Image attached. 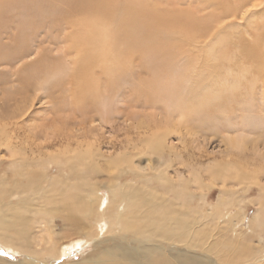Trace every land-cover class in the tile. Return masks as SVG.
Instances as JSON below:
<instances>
[{"label": "rangeland", "instance_id": "rangeland-1", "mask_svg": "<svg viewBox=\"0 0 264 264\" xmlns=\"http://www.w3.org/2000/svg\"><path fill=\"white\" fill-rule=\"evenodd\" d=\"M14 2L13 12L8 10L12 23L0 22V198L3 197L6 221L13 220L16 208L23 201H28V210L22 208L19 222L7 234L0 231V235L11 239L15 232H21L22 237L28 239L30 251L41 257L39 253L52 245L49 235L57 240L56 244L71 247L68 244L96 232L91 228L93 220L84 218L77 210L67 211L65 205L81 197H86L81 199L84 201L91 190H100L99 206L104 202L106 205L101 206L104 209L114 200L113 191L107 187L113 186L114 191L119 188L129 191L140 204L139 210L131 207L124 214V220L141 224L139 218L144 221L151 218L169 238V243L163 244L165 247L177 245L180 247L175 249L188 250L187 243L202 245L211 251L209 259L216 260L215 264H225L231 255L226 253L227 247L223 252V245L229 243L242 248L248 242L255 248V264H264L257 244L261 242L264 246V238L257 239L260 234L264 236V89L262 83L247 85L258 77L256 68L252 67L255 63L246 64L241 71L239 66L233 65V58L222 63L216 52V60L203 55L195 62L193 59L174 62L173 72L191 78L177 89L183 95L181 104L188 100L189 88L200 75L204 60L218 67L217 87L225 94L240 87L236 102L227 103L226 108L207 118L196 116L193 108L184 107L182 113L177 112L179 103L167 102V98L152 104L144 95L136 93L137 85L149 82L156 72L161 78L168 77L171 60L153 57L143 68L133 69L120 81V90L106 98L109 105L104 112H78L74 103L76 94L70 85L53 82L55 78L44 69L54 66L51 57H62L65 59H62L63 67L73 68V57H66L63 38L66 28L58 21L65 16L68 7L57 0ZM261 10V7L253 8L244 19L227 21V25L232 26L228 29L226 26V40L239 41L238 50L250 54L264 51L261 43L264 41V11ZM210 12L211 9H207L204 14ZM32 22L41 26H31ZM22 44L27 45L20 49ZM255 47H259L257 51ZM24 79L27 82L24 83ZM100 84L102 94L108 96L105 79ZM158 139L161 140L155 142ZM239 139L242 145L238 148L232 141ZM21 184L29 185L30 190L14 194L18 192L16 186ZM124 198L126 208L131 204ZM174 210H178L177 216L172 215ZM257 216L263 220L254 223L252 235L249 228ZM101 225L103 232L110 227L105 222ZM111 230L108 234L100 233L98 239L91 234L92 240L87 244L75 246L65 256L46 262L74 264L99 257L105 249L137 244L130 242L134 239L130 233L116 227ZM195 233L203 236H198L197 244ZM251 236L254 241L249 239ZM174 238L179 243L172 242ZM138 241L148 245L153 239L145 235ZM218 241L224 242L218 244ZM194 248L191 254L206 252ZM25 255V261H34L32 255L16 253L0 240L1 259L16 264ZM236 262L252 264L242 258Z\"/></svg>", "mask_w": 264, "mask_h": 264}, {"label": "bare ground", "instance_id": "bare-ground-1", "mask_svg": "<svg viewBox=\"0 0 264 264\" xmlns=\"http://www.w3.org/2000/svg\"><path fill=\"white\" fill-rule=\"evenodd\" d=\"M51 1L53 0H50V2ZM57 1L66 5L65 7H68L67 13L65 12L64 14L65 16L58 17L60 19L58 21H62V28H66V33L65 31L61 33H65L63 38L67 50L66 57H73L71 63L73 68H68V66L67 68L66 66L63 67L65 61L62 59L64 58L51 57L54 66H51L52 68L47 70L44 67V69L45 71H49L51 77L55 78L53 82L60 81L70 85L71 89L76 94L74 103L76 111L78 112H89L94 110V112L98 113L107 108L109 100L106 98H109V95L115 94L120 90V81L128 76L133 69L135 70L138 67L143 68V65H145L146 62H150L152 57L172 61H170L172 67H170L168 73L166 72L168 77L164 79L163 77H159L160 74L157 75V72V77L152 73L153 78L139 87L137 85L135 91L139 95H144L148 102L152 104L157 103L159 100H165L166 98L167 102L173 101L176 105L179 103V106H176L177 112L181 111L182 113L184 107H187L188 109L193 108L195 109L194 112L196 116H199V118L201 116H206L207 118V116L215 115V113L222 108H226L227 103L236 102L238 99L236 96L237 94H240V87L236 90H232L229 95L225 94L224 90L218 88V81L220 79V74L218 73L219 69L218 67L208 64V62L204 60L200 66V75L194 78L193 86L189 88L188 95L186 96L188 100L183 101V104H181L183 95H180L181 92L178 93L177 89L183 85L186 80L190 81L191 78L190 76L187 78L186 75L182 73H175L172 71L174 68V62L178 59H185L187 62H190L193 59L195 62L200 56L205 55L209 59L213 58L216 60L214 57L217 56V53L220 60H222V63L223 61L225 62L230 58H233V65L239 66L238 68L240 70L242 68L243 71L245 70L243 68L246 64L251 66L255 63L252 67L256 68L255 73L258 77L250 80L247 85L253 86L262 83V88L264 89V63H262L264 60L262 52L264 51L260 50L259 53L256 52L255 54H250L247 53V51L238 50L239 47L237 45H240L241 43L236 39L233 40L227 38L226 40L225 35L226 26L227 29L232 26L230 24L227 25L229 19H244L247 13L253 8L261 7L264 11V0H231L229 3H226L227 1L225 0ZM57 4L58 3L55 5ZM14 5V0H0V22L7 25L12 23V15L11 17L8 16V10L10 9L12 11L11 8H14ZM207 9H211V12L210 14L205 15L204 13ZM33 25L37 28L41 26H38L35 22H32L31 26ZM13 26L14 25H12V27ZM53 27L54 26L52 25L51 28ZM59 30L60 29H58V32ZM207 40L210 41L207 43ZM261 43L264 45V41ZM26 45L27 44L19 45V48L23 49ZM205 46L208 48L207 51H205ZM258 48L259 47H255L254 49L257 51ZM233 55H236V57ZM47 56L48 55L45 54L44 58L46 59ZM40 64L41 63H39V65ZM150 70H152V68ZM176 75L179 76L175 77ZM102 79H105L106 81L105 85L106 88H108L106 89V93L108 96L102 94L100 84ZM23 81L25 83L27 82V79H24ZM212 85L214 89L212 88ZM235 91H237V93L234 94ZM159 140L161 139L155 140V142H159ZM232 144L236 147L241 146L242 140H234L232 141ZM154 148L155 150L158 149L157 144ZM107 187L113 191L114 200L109 202L108 206L105 207V211V208H101L102 205H106L103 204L104 202L99 206L101 203V197L98 196L100 190H91V194L87 198L88 200L86 199L82 201L81 199H85L86 197H81L80 199H75L74 203L67 204L64 207L67 211L70 210L71 212L77 210L84 218L93 220V226L91 228L92 230H95L96 235L90 233L89 236L85 238L86 240L82 239L75 241V243L72 242L71 244H68V246L71 247H62L61 244H56L55 242L57 240L49 235L52 248H47L43 253H39L42 257L34 255L35 253L30 251L28 239L22 237L21 232H15L14 237L11 239L8 238V235H0L2 244L7 248H11V250L16 253L29 254L34 258V261H25L27 258L25 255L26 257L24 256V258L16 264H35V262H39L37 264H49L47 262L51 259L65 256L71 248H74L75 246L82 247L83 243V245H85L87 244V241L90 242L92 240L91 234L98 239L100 233L108 234L111 228L112 230L110 232L116 227L117 229L119 228L124 230V232L130 233V237L134 238L130 239V242L132 241V243L137 244H130L131 247L129 248L125 246H115L113 249H105L101 252L99 257L95 256L90 259H83L74 264H215V259V261L209 259V253L211 254V251H207L208 249L203 248L202 245L195 246L187 243L185 244L187 245L185 247H187V249L190 248L188 250L175 249L180 247L177 245H175V248H169L170 246L165 247L163 244H168L169 238H166L167 235L165 236L163 232L158 229V225H155V222H151V218L146 219L143 216L144 214H140V216L148 222L144 221L142 218H139L142 220L140 222L141 224L124 220V214L129 212L130 208L134 206L139 210L140 204H137L129 191H125L122 188L114 191L115 187ZM28 188L29 185H18L16 186L18 192H15L14 194L21 195L22 193H26L30 190ZM112 191L110 192L112 193ZM124 197L129 199L131 204L126 208L123 206L125 201ZM22 208L28 210V201H23L19 204L13 214L14 218H12V221H6L5 218H3L6 214L4 212L5 207L3 205V197L0 198V231L7 234V232L13 229L14 225L20 220L19 214L21 213ZM123 209L125 211L121 212ZM177 214L178 210L172 212L173 216H177ZM92 217L94 219H92ZM262 220V217L257 216L251 221L252 226L249 228L250 234L253 232L252 235H254V231H252V227L255 226L254 223H261ZM102 222H105L110 226L105 232L101 230ZM260 228L263 227L260 226ZM145 235H148V237L153 239L148 245H146L147 243L142 244L141 241H138L141 237L144 238ZM198 236L201 238L203 237L202 233H195V235H193L195 244L199 243ZM257 237L258 240L264 238L261 234ZM249 239L254 241L255 238L253 239L251 236ZM172 242L179 243L175 238ZM219 242L221 241H218L217 243L219 244ZM223 242L224 241L221 243ZM245 244L246 245L242 248L239 246V248H237L234 244L229 243L221 247L223 252H225L223 248L227 247L226 249L228 252L226 251V253L231 255L228 259L229 261H226L227 264H235V261H240L241 258L245 260V262L250 261L252 264L256 263V261H253V257H256L254 255L255 248L248 242H245ZM257 244L260 247V255L263 257L264 246L261 245V242H258ZM252 245H254V243H252ZM194 247L205 250L206 252L202 251L199 255L191 254L190 250L195 249ZM217 254L220 258L222 257L221 254ZM225 256L227 257V254H225ZM46 260L49 261L46 262ZM0 264L13 263H9L7 260L1 259L0 257Z\"/></svg>", "mask_w": 264, "mask_h": 264}]
</instances>
